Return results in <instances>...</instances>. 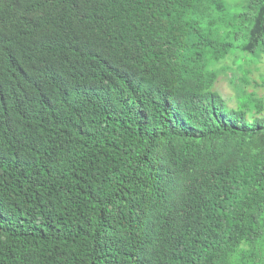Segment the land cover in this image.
Returning <instances> with one entry per match:
<instances>
[{
  "label": "trees",
  "instance_id": "trees-1",
  "mask_svg": "<svg viewBox=\"0 0 264 264\" xmlns=\"http://www.w3.org/2000/svg\"><path fill=\"white\" fill-rule=\"evenodd\" d=\"M238 53L264 0H0V264H264V104L215 88Z\"/></svg>",
  "mask_w": 264,
  "mask_h": 264
},
{
  "label": "rangeland",
  "instance_id": "rangeland-1",
  "mask_svg": "<svg viewBox=\"0 0 264 264\" xmlns=\"http://www.w3.org/2000/svg\"><path fill=\"white\" fill-rule=\"evenodd\" d=\"M242 56V53H238L215 66L220 72L215 85L216 91L222 94L227 105L232 109L241 106V98L244 95L252 96L254 100H261L264 104V54L256 62L242 61ZM245 78L248 84L242 83ZM243 87L245 92L242 90Z\"/></svg>",
  "mask_w": 264,
  "mask_h": 264
}]
</instances>
